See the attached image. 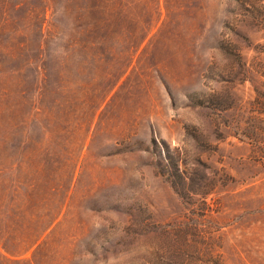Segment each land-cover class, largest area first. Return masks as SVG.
Segmentation results:
<instances>
[{
  "label": "rangeland",
  "instance_id": "obj_1",
  "mask_svg": "<svg viewBox=\"0 0 264 264\" xmlns=\"http://www.w3.org/2000/svg\"><path fill=\"white\" fill-rule=\"evenodd\" d=\"M0 264H264V0H0Z\"/></svg>",
  "mask_w": 264,
  "mask_h": 264
}]
</instances>
